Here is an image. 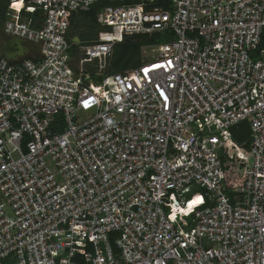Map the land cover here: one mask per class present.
<instances>
[{
	"label": "built area",
	"instance_id": "1",
	"mask_svg": "<svg viewBox=\"0 0 264 264\" xmlns=\"http://www.w3.org/2000/svg\"><path fill=\"white\" fill-rule=\"evenodd\" d=\"M0 1L2 31L39 48L0 58V264H264V0H105L88 43L70 18L98 0ZM155 34L104 73L115 43Z\"/></svg>",
	"mask_w": 264,
	"mask_h": 264
},
{
	"label": "trees",
	"instance_id": "2",
	"mask_svg": "<svg viewBox=\"0 0 264 264\" xmlns=\"http://www.w3.org/2000/svg\"><path fill=\"white\" fill-rule=\"evenodd\" d=\"M112 3L105 0H98L89 6L87 10L78 11L72 14L70 18V37H76L78 40L88 43L105 34V28L101 27L97 20L96 14L104 7ZM7 3L0 1V27H2L3 14ZM126 37L121 42L113 45L111 55L108 58L107 65L104 69L106 75L123 72L126 69L134 68L140 65L142 60L141 48L146 45L155 44V37ZM74 45V44H72ZM73 49V48H72ZM76 48L74 47V50ZM93 72L94 67H88ZM232 138L236 145L223 148L220 152L222 166L225 171V186L230 188L242 182L243 171L234 170V159H239V152H248L249 143V126L242 121L232 127ZM237 147L241 148L239 151ZM1 264H9L8 260H3Z\"/></svg>",
	"mask_w": 264,
	"mask_h": 264
},
{
	"label": "water",
	"instance_id": "3",
	"mask_svg": "<svg viewBox=\"0 0 264 264\" xmlns=\"http://www.w3.org/2000/svg\"><path fill=\"white\" fill-rule=\"evenodd\" d=\"M30 50L38 52L39 48L37 44L0 32V58L14 61L19 56L28 54Z\"/></svg>",
	"mask_w": 264,
	"mask_h": 264
},
{
	"label": "rangeland",
	"instance_id": "4",
	"mask_svg": "<svg viewBox=\"0 0 264 264\" xmlns=\"http://www.w3.org/2000/svg\"><path fill=\"white\" fill-rule=\"evenodd\" d=\"M74 47H75V45L71 44L70 49H69V54L72 56L75 54ZM141 49H142L143 56H146V54L147 55L154 54V52H152L150 50V47H142ZM79 54H80V52H79ZM74 63L76 65V61ZM90 115H91V112L78 111L76 114V117H75V121L81 122V121L87 119ZM237 149L239 151L241 148L237 147ZM239 154L243 157L244 161L242 162L240 159H234L233 160L234 170L242 172L244 170V167H246V164H248V162L250 161L251 155H250L249 151L247 153L239 152ZM182 227L185 229L192 227V223L190 222V219H188V218L185 219L184 222H182Z\"/></svg>",
	"mask_w": 264,
	"mask_h": 264
},
{
	"label": "flooded vegetation",
	"instance_id": "5",
	"mask_svg": "<svg viewBox=\"0 0 264 264\" xmlns=\"http://www.w3.org/2000/svg\"><path fill=\"white\" fill-rule=\"evenodd\" d=\"M0 32L4 33V32L2 31V27H0Z\"/></svg>",
	"mask_w": 264,
	"mask_h": 264
}]
</instances>
